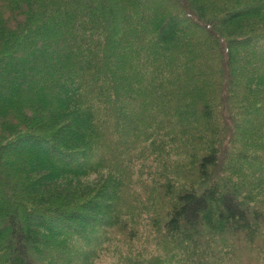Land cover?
<instances>
[{
	"label": "trees",
	"instance_id": "16d2710c",
	"mask_svg": "<svg viewBox=\"0 0 264 264\" xmlns=\"http://www.w3.org/2000/svg\"><path fill=\"white\" fill-rule=\"evenodd\" d=\"M159 1L0 0V264H264V0Z\"/></svg>",
	"mask_w": 264,
	"mask_h": 264
},
{
	"label": "rangeland",
	"instance_id": "374dc122",
	"mask_svg": "<svg viewBox=\"0 0 264 264\" xmlns=\"http://www.w3.org/2000/svg\"><path fill=\"white\" fill-rule=\"evenodd\" d=\"M157 1V0H155ZM159 1V0H158ZM160 2V1H159ZM161 3V2H160ZM158 2H156L155 4H160ZM155 5H145L142 10H140L139 12L136 13V17L142 19L144 22H147L149 19H148V13L151 11V9L154 7ZM164 8L168 9L170 8L168 3H164ZM145 17V18H144ZM183 27L189 32L190 35H194L196 33L199 32V28L198 27H193L191 25H187L186 23H182ZM50 253V252H49Z\"/></svg>",
	"mask_w": 264,
	"mask_h": 264
}]
</instances>
